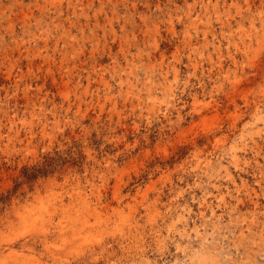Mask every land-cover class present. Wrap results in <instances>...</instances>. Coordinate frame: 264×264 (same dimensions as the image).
<instances>
[{"label": "rangeland", "instance_id": "374dc122", "mask_svg": "<svg viewBox=\"0 0 264 264\" xmlns=\"http://www.w3.org/2000/svg\"><path fill=\"white\" fill-rule=\"evenodd\" d=\"M0 264H264V0H0Z\"/></svg>", "mask_w": 264, "mask_h": 264}, {"label": "bare ground", "instance_id": "6f19581e", "mask_svg": "<svg viewBox=\"0 0 264 264\" xmlns=\"http://www.w3.org/2000/svg\"><path fill=\"white\" fill-rule=\"evenodd\" d=\"M196 232H198V231H196Z\"/></svg>", "mask_w": 264, "mask_h": 264}]
</instances>
